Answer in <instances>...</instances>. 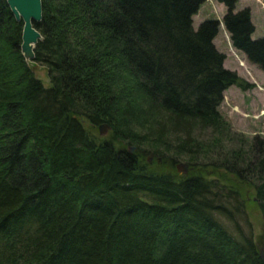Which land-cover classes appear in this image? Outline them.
Listing matches in <instances>:
<instances>
[{
	"label": "trees",
	"instance_id": "16d2710c",
	"mask_svg": "<svg viewBox=\"0 0 264 264\" xmlns=\"http://www.w3.org/2000/svg\"><path fill=\"white\" fill-rule=\"evenodd\" d=\"M204 1L42 0L45 85L0 0V264H264L238 223L248 187L264 225V135L232 134L219 109L229 85L253 83L224 66L218 18L193 26ZM218 1L233 47L264 71L250 8ZM206 128L240 143L194 170Z\"/></svg>",
	"mask_w": 264,
	"mask_h": 264
},
{
	"label": "rangeland",
	"instance_id": "374dc122",
	"mask_svg": "<svg viewBox=\"0 0 264 264\" xmlns=\"http://www.w3.org/2000/svg\"><path fill=\"white\" fill-rule=\"evenodd\" d=\"M244 6L250 8L251 20L255 26L252 37L264 36V0H238L236 9ZM224 12L225 6L222 2L218 0H205L192 16L193 26L197 27L205 18H218L220 20V26L213 41L217 48L226 55L223 62L224 66L235 70L238 75L253 83V85L245 89H242L236 84L229 85L224 90L223 100L219 105V109L224 118L229 121L232 129H229V131L232 134L233 132H239L246 136H252L255 133L264 135V71L256 64L250 62L242 51L233 47L229 32L221 21ZM31 65L35 74L43 80L44 84L50 85L51 81L48 68L33 60L31 61ZM142 129H145V127ZM92 130L99 136H109L111 133L110 128H108L105 134L100 133L99 126L94 127ZM194 136L199 140L198 143H203L202 150L196 154V159L194 158L195 162H192L190 165L191 167L193 166L194 170L198 168L196 164L200 162L217 161L216 158L221 159L227 157L231 149L238 146L240 143L239 138H234L231 135L229 137L224 134H217V132L214 133L210 128L195 130ZM216 139L218 142H214ZM208 144H211L209 145L211 147H208ZM147 147V144L142 145L143 149H147ZM146 155L147 159L152 162L153 155L150 153ZM189 156V151L183 150L178 158L188 162ZM158 161H161V159ZM160 166L161 165H158L156 167L162 168ZM246 197L245 214L243 217H238V223L244 232L251 229L253 238L257 242L258 247H260L261 241L264 238V225L257 204L252 201V188L247 187ZM224 222H226V225L230 229L234 228L232 223L225 219Z\"/></svg>",
	"mask_w": 264,
	"mask_h": 264
},
{
	"label": "water",
	"instance_id": "95a60500",
	"mask_svg": "<svg viewBox=\"0 0 264 264\" xmlns=\"http://www.w3.org/2000/svg\"><path fill=\"white\" fill-rule=\"evenodd\" d=\"M12 11L17 19L22 20L23 27V42L22 51L28 61L35 57L34 47L37 41L42 37L41 31L36 27V22L40 21L43 17V4L42 0H7ZM84 120V118H83ZM110 128L108 122L99 124L100 133L105 134ZM134 146L130 147L133 150ZM158 160L161 158L158 157ZM177 171L180 173H187L189 170V163L187 161L178 160L175 163ZM259 256L264 263V238L261 241V246L258 250Z\"/></svg>",
	"mask_w": 264,
	"mask_h": 264
},
{
	"label": "bare ground",
	"instance_id": "6f19581e",
	"mask_svg": "<svg viewBox=\"0 0 264 264\" xmlns=\"http://www.w3.org/2000/svg\"><path fill=\"white\" fill-rule=\"evenodd\" d=\"M241 63H244V62H241Z\"/></svg>",
	"mask_w": 264,
	"mask_h": 264
}]
</instances>
